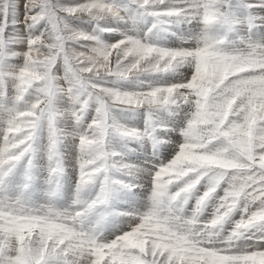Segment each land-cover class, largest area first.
I'll return each instance as SVG.
<instances>
[{
  "label": "snow or ice",
  "instance_id": "6c2138e0",
  "mask_svg": "<svg viewBox=\"0 0 264 264\" xmlns=\"http://www.w3.org/2000/svg\"><path fill=\"white\" fill-rule=\"evenodd\" d=\"M0 264H264V0H0Z\"/></svg>",
  "mask_w": 264,
  "mask_h": 264
}]
</instances>
